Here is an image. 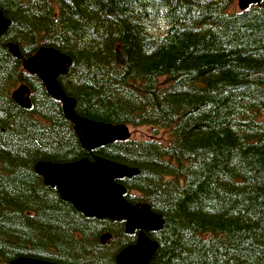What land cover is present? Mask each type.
Instances as JSON below:
<instances>
[{"label":"trees","instance_id":"16d2710c","mask_svg":"<svg viewBox=\"0 0 264 264\" xmlns=\"http://www.w3.org/2000/svg\"><path fill=\"white\" fill-rule=\"evenodd\" d=\"M0 0V264H116L134 244L123 221L84 217L46 186L39 162L99 156L138 170L117 181L164 225L148 264H264V0ZM23 59L68 55L59 78L76 115L163 140L82 149L61 103ZM22 83L31 107L12 99ZM110 239L100 243V235Z\"/></svg>","mask_w":264,"mask_h":264},{"label":"water","instance_id":"95a60500","mask_svg":"<svg viewBox=\"0 0 264 264\" xmlns=\"http://www.w3.org/2000/svg\"><path fill=\"white\" fill-rule=\"evenodd\" d=\"M259 2L260 0H237L236 4L239 11H243ZM9 25L10 22L0 11V36L5 33ZM8 50L17 60H21L25 72L38 77L48 96L61 103L63 116L72 124L73 131L84 151L92 152L113 142L130 139V132L126 125L94 122L76 115L75 100L64 93L59 82V78L64 76L71 66L72 60L68 55L54 47L42 46L34 55L23 59L16 44L9 43ZM30 98V89L24 83L16 87L12 93L14 102L23 109H30ZM97 164L100 165L98 173L101 178L94 180L98 183L92 178L93 169ZM35 172L43 178L46 186L55 188L61 199L73 205L84 217L112 222L123 221L125 233L137 232L135 243L121 250L115 257L116 264H148L150 262L158 246L148 238L146 233L161 230L164 222L161 216L153 213L147 205H133L128 202L124 197L126 188L117 182L123 178L129 179L136 176L137 169L94 156L92 160L84 158L70 164L39 162L35 166ZM110 237V234L104 233L100 236V243L105 244ZM10 264L55 263L19 257Z\"/></svg>","mask_w":264,"mask_h":264},{"label":"rangeland","instance_id":"374dc122","mask_svg":"<svg viewBox=\"0 0 264 264\" xmlns=\"http://www.w3.org/2000/svg\"><path fill=\"white\" fill-rule=\"evenodd\" d=\"M236 3L230 8V11L239 10ZM128 129L130 132L131 140L142 141V140H149V139H159V140L164 141L167 138L166 132L161 128L153 129V128L145 127V126L138 127V128H132L128 126Z\"/></svg>","mask_w":264,"mask_h":264},{"label":"bare ground","instance_id":"6f19581e","mask_svg":"<svg viewBox=\"0 0 264 264\" xmlns=\"http://www.w3.org/2000/svg\"><path fill=\"white\" fill-rule=\"evenodd\" d=\"M51 64H52V63H51ZM95 135H96V134H95ZM97 138H98V137H97ZM83 167H84V166H83ZM87 167H88V166H87ZM89 167H90V166H89ZM98 167H100V165L97 164V165L94 167L93 172L91 171V172H92V178H93V180H94V179L101 178V177H100V174L98 173ZM87 169L89 170V168H87ZM91 169H92V168H91ZM88 172H89V171H88ZM88 172L86 173L87 175H88ZM83 175H84V174H83ZM94 181H96V183H98L97 180H94ZM94 181H93V183H95ZM96 183H95V184H96ZM93 185H94V184H93ZM80 186H81V185H80ZM88 186H89V185H88ZM81 187H82V186H81ZM100 236H101V235H100ZM99 238H100V237H99Z\"/></svg>","mask_w":264,"mask_h":264},{"label":"flooded vegetation","instance_id":"af4514ba","mask_svg":"<svg viewBox=\"0 0 264 264\" xmlns=\"http://www.w3.org/2000/svg\"><path fill=\"white\" fill-rule=\"evenodd\" d=\"M123 179H126V178H123ZM123 179H121V180H117V181H122ZM128 179V178H127ZM130 179V178H129Z\"/></svg>","mask_w":264,"mask_h":264}]
</instances>
